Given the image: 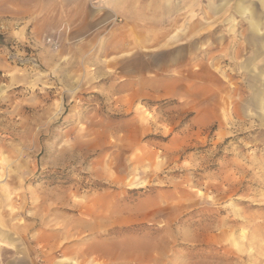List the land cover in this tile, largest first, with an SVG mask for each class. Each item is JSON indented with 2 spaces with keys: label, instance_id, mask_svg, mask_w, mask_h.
I'll return each instance as SVG.
<instances>
[{
  "label": "rangeland",
  "instance_id": "obj_1",
  "mask_svg": "<svg viewBox=\"0 0 264 264\" xmlns=\"http://www.w3.org/2000/svg\"><path fill=\"white\" fill-rule=\"evenodd\" d=\"M193 1L117 0L93 33L70 28L89 0H0L22 264H264V0Z\"/></svg>",
  "mask_w": 264,
  "mask_h": 264
},
{
  "label": "crops",
  "instance_id": "obj_2",
  "mask_svg": "<svg viewBox=\"0 0 264 264\" xmlns=\"http://www.w3.org/2000/svg\"><path fill=\"white\" fill-rule=\"evenodd\" d=\"M90 1L92 2L91 6L94 9L93 13L90 12L91 11L90 5H85V7L83 9L80 8V9L76 10L77 13L75 12L73 15L75 20L73 23L70 24V28L74 29V28H80L82 26L83 27H89V28H92L93 33H95L98 29H100L101 27H105L108 24H109V26L113 27L114 26L113 25L114 16H112L110 18H102V13H103V11L105 12L106 9L116 12L117 7H116L115 2L117 0H106V2H107L106 5H104L102 0H89V2ZM195 2H196V0L193 1V3H195ZM228 2H229V0H208L207 5H208L209 10L215 11V10H218V7L220 5L225 7ZM237 3H238V0H236L235 5H234L235 10L237 9ZM172 9H173V6L171 4L168 5V7H167L168 12H171ZM74 31H76V30H74ZM87 32H89V31H87ZM76 33L77 32H75V33L73 32V39L75 41L79 42V41H81V39L80 38L78 39V36L76 35ZM96 35H97V33H96ZM94 39H95V37L92 39L93 42H95ZM4 221L5 220L3 218H0V226L4 225ZM4 240L5 239H1V237H0V249H2L4 251H8V252H10L12 248L15 249L14 254H18V256H16L14 259H12L10 261H12V264H22L25 261L26 253H24L21 250V248H19V246L17 244L20 240H18V241L12 240L8 244ZM19 253L20 254L24 253V254L19 255Z\"/></svg>",
  "mask_w": 264,
  "mask_h": 264
}]
</instances>
